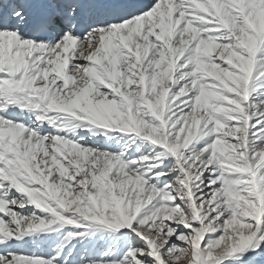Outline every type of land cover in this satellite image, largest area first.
<instances>
[{
	"label": "snow or ice",
	"instance_id": "obj_1",
	"mask_svg": "<svg viewBox=\"0 0 264 264\" xmlns=\"http://www.w3.org/2000/svg\"><path fill=\"white\" fill-rule=\"evenodd\" d=\"M0 264H264V0H0Z\"/></svg>",
	"mask_w": 264,
	"mask_h": 264
}]
</instances>
